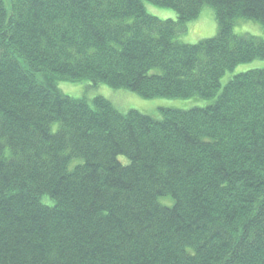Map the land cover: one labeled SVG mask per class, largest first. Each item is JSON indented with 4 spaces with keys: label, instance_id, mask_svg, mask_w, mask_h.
Masks as SVG:
<instances>
[{
    "label": "trees",
    "instance_id": "16d2710c",
    "mask_svg": "<svg viewBox=\"0 0 264 264\" xmlns=\"http://www.w3.org/2000/svg\"><path fill=\"white\" fill-rule=\"evenodd\" d=\"M204 7L216 35L178 41ZM239 19L264 0H0V264H264V67L220 89L264 61ZM58 80L212 104L153 118Z\"/></svg>",
    "mask_w": 264,
    "mask_h": 264
},
{
    "label": "rangeland",
    "instance_id": "374dc122",
    "mask_svg": "<svg viewBox=\"0 0 264 264\" xmlns=\"http://www.w3.org/2000/svg\"><path fill=\"white\" fill-rule=\"evenodd\" d=\"M146 12L159 20H175V13L170 9L156 7L144 3ZM217 33L216 23L213 18V11L204 7L199 17L187 24L185 34L178 38V41L185 44H195L199 41L212 38ZM234 33L238 36H252L264 39V26L259 23L239 19L237 20ZM264 67V61L255 60L249 63L239 64L232 70L227 71L220 80V89L234 76L254 69ZM58 91L72 99H86L91 101L94 98L102 97L110 101L115 108L121 112L136 110L153 118L160 117L161 110H189L196 107H206L212 104V99L204 100L198 97L188 99L180 98H153L145 99L127 90H114L106 85L91 86L87 81L58 80L56 84ZM159 204L171 207V200L160 199Z\"/></svg>",
    "mask_w": 264,
    "mask_h": 264
}]
</instances>
